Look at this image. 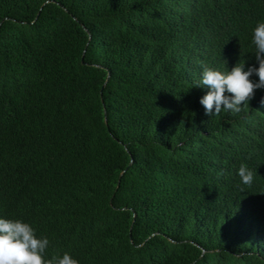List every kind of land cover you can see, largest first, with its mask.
Masks as SVG:
<instances>
[{
	"label": "trees",
	"instance_id": "1",
	"mask_svg": "<svg viewBox=\"0 0 264 264\" xmlns=\"http://www.w3.org/2000/svg\"><path fill=\"white\" fill-rule=\"evenodd\" d=\"M261 22L264 0H0V218L46 261L264 264V89L208 116L197 86L258 68Z\"/></svg>",
	"mask_w": 264,
	"mask_h": 264
},
{
	"label": "clouds",
	"instance_id": "2",
	"mask_svg": "<svg viewBox=\"0 0 264 264\" xmlns=\"http://www.w3.org/2000/svg\"><path fill=\"white\" fill-rule=\"evenodd\" d=\"M252 43L256 48L258 68L250 66L245 70V64L238 63L231 71L222 73L203 67L197 86L208 88L200 99L206 115H219L222 110L239 114L249 107L254 90L264 89V22L258 23L253 30ZM253 74L259 77L257 83L250 80ZM238 175L244 185H251L254 173L245 164L240 165ZM49 243L46 237L37 238L28 223L0 218V264H79L68 253L62 258L52 257L46 261L43 254Z\"/></svg>",
	"mask_w": 264,
	"mask_h": 264
}]
</instances>
